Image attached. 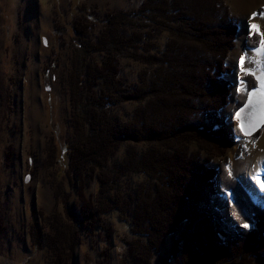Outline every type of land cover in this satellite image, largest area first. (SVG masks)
Returning a JSON list of instances; mask_svg holds the SVG:
<instances>
[{"label":"trees","instance_id":"obj_1","mask_svg":"<svg viewBox=\"0 0 264 264\" xmlns=\"http://www.w3.org/2000/svg\"><path fill=\"white\" fill-rule=\"evenodd\" d=\"M209 3L205 0H143L135 11L113 9L114 12L105 14L103 19L95 11L77 8L80 12H76L71 19L72 34L76 37L73 39L75 65L70 70L68 82L72 135L65 140L67 163H64L65 170L61 176L68 181L70 191H64L62 180L57 179V174L51 173L50 184L62 204L63 215L59 213L53 217L47 231L37 230L36 225L30 230L31 239L40 238L32 243L34 246L40 248L43 243L47 246L51 264H73L72 255L81 233L80 228L106 230L110 226H107L103 216L113 217L114 213H119L124 221L132 218L129 228L132 238L126 241V245L134 256L133 261L124 260L123 264H152V256L160 253L161 245L168 237H171L170 250L161 257L162 260L153 264H264V208L254 205L239 189L237 181L230 184L225 175L220 182L224 189L229 190L230 207L239 225L233 227L220 221V212L215 210V205L219 203L221 208L224 203L219 196L214 195L216 180L204 168L201 171L199 166L193 167L185 155L190 145L194 149L196 146L201 149V138L214 142L212 138L215 137L205 131L206 125L211 124L210 118L215 120L212 130L220 129L224 120L218 118L217 123L214 118L216 109L221 108L220 102L206 105L204 113L192 111V107L197 106L189 107L183 103L185 98L192 95L196 105L199 103L196 98L198 95L203 100L212 94L217 96L216 92L221 86L218 81L222 80L221 76L227 69L222 71L221 54L215 59L209 58L212 49L208 46L220 48L221 53L222 44L216 38L215 42L211 41L214 44H207L197 34H188L190 44L193 42L203 46L202 50L196 48L191 51L189 47L190 51H187L184 49L185 44L183 47L178 46L184 38L177 36L182 34L180 31L176 34L173 30L177 25L181 29L185 27L183 21L186 13L194 18L192 22L195 24H200L202 19L210 22L201 12L205 7L211 8ZM207 25L205 30L213 26L217 27L216 31L222 30L221 26L213 23ZM231 29L232 26L225 31L228 37ZM163 30L172 35L165 37L164 51L159 54H139V51L146 49L143 48L147 44L144 40L150 42L162 36ZM175 39H178V43ZM132 46L134 52L128 50H132ZM223 46L228 45L224 43ZM175 51L178 53L174 54ZM186 54L191 57L186 58ZM126 56H132L152 69L140 72L132 87H125L120 77V61ZM88 57L92 58L90 64L84 63ZM181 57H185V60ZM252 83L250 79V87ZM226 85L229 86V83ZM129 100L143 101V108H135L136 115L130 114L123 123V120L113 116V110L118 109L119 103ZM180 118L186 127L177 132L175 130ZM129 135L144 144L152 146L156 143L160 151L151 153L150 147L144 152L146 159L153 155L157 160L140 162L139 167H136L137 162L129 167L119 166L110 176L109 171H103V161L110 160L114 156L116 142L131 138ZM210 145H215V155L223 153V145ZM128 151L125 158L129 155ZM203 151L208 150L204 148ZM177 154L182 160L180 165H171L169 158L176 160ZM9 157L10 150L6 148V162ZM56 158L57 154L54 153L50 163H55ZM98 168H101L100 173ZM162 171H166L162 175L164 182L161 177L158 178V173ZM127 172L145 173L148 182L155 183L147 185L148 190L137 185L131 197L135 203L133 209L124 202L119 186L120 178H128ZM91 181L95 189L94 198L85 193ZM70 194H75L77 199L72 205L67 204ZM111 194L113 199L109 198ZM139 195L143 198L147 195V201L151 200L153 205H147L145 200L140 201ZM194 196L195 201L190 205L193 208L187 210L184 208L185 198L190 200ZM169 206L170 211L167 210ZM243 223H250L251 228H242L240 225ZM177 251L180 254L178 258Z\"/></svg>","mask_w":264,"mask_h":264},{"label":"rangeland","instance_id":"obj_2","mask_svg":"<svg viewBox=\"0 0 264 264\" xmlns=\"http://www.w3.org/2000/svg\"><path fill=\"white\" fill-rule=\"evenodd\" d=\"M142 1L0 0V264H51L47 246L45 243L40 248L34 246L32 243L40 238L38 236L35 240L31 239L30 230L36 225L37 230L47 231L48 224L52 223L53 217L63 213L62 204L50 184L51 173L57 174V179L62 180L64 191H70L68 181L61 176L62 171L65 170L64 163H67L65 140L72 135L69 125L71 111L68 82L70 70L75 65L73 39L76 37L72 34L71 19L75 17L76 12H80L77 9L79 7L85 11H95L103 19L105 14L114 12L113 9L126 8L135 11ZM205 1L207 3L210 1L211 8L205 7L201 9V12H204V17L210 22L202 19L200 24H195L192 22L194 18L186 13L183 30L179 25L173 30L175 33L180 31L179 33L183 36L186 35V37L182 35L177 37L184 38H181L178 46L183 47L185 44L184 49L187 51L189 47L191 51L196 48L202 50L203 46L193 42L190 44L187 39L188 34H197L207 44H214L215 38L222 44L221 53L220 48L215 49L208 46L212 49L209 52V58L215 59L221 54L222 71L227 69V72H223L221 76L222 80L218 81L221 85L218 92H216V87L214 89L217 96L212 94L203 100L198 95L196 98L199 99V103L196 105L195 97L192 95L190 98H185L183 103L188 104L189 107L197 106L192 107V111L204 113L206 105L220 102L221 108L216 109L214 118L217 123L218 118L224 119L221 128L212 130L215 120L210 118L211 124L206 125L205 131L212 134L215 137L212 138L213 143L223 145L224 150L221 155H215V145H210L213 143L201 138L200 144L203 143L201 145L204 147L201 146L199 149L196 146L194 149L188 144L190 148L185 150V155L192 162L193 167L199 166L201 171L204 168L206 172H211L217 183L214 187V195L219 196L218 198L224 203L221 208L219 203L218 206L215 205V210L220 212V221L236 227L239 223L230 207L229 190L224 189L220 182L225 175L228 183L233 184L237 181L242 193L249 197L254 205L264 208L263 192L258 188L251 196L247 176H238V168H241L243 164L246 165L248 157H252L255 152H264L262 148L257 149L259 141L264 136V126L256 128L250 137H244L239 134L236 127L237 121L232 119L235 112L247 100L245 93L235 91L239 80L246 81L249 90L256 84L253 77L245 76L240 72L239 58L246 53L249 61L258 59L251 51V48L257 44V38L248 37L247 26L250 23H256L264 29V17L260 15L264 13V0ZM253 13L257 15L253 17ZM207 23L221 26L222 30L216 31L217 27L214 26L210 30H205ZM230 26H232L231 35L228 37L225 31H228ZM161 35L150 41L152 47L148 40H144L147 44L143 48L147 50H137L139 54H159L164 51L165 37L172 35L165 30ZM175 40L178 43V39ZM224 43L228 46H223ZM132 47V50L131 48L128 50L134 52V46ZM175 53L178 52L175 51ZM187 57L191 56L186 54ZM181 58L185 60V57ZM91 60L92 58H85L84 63L90 64ZM146 61L150 62V60ZM169 61L172 62L171 59ZM120 63V77L125 87H132L140 72L151 69L139 60H134L132 56L122 58ZM245 67L258 68V65L249 63ZM250 79L253 80L251 87ZM203 82L208 84L204 80ZM226 83H229V86ZM143 104L141 100L121 102L118 104V109L113 110V116H116L118 120H123L124 123L126 119H129L127 117L130 114H135V108L140 107L142 110ZM185 127L186 123L180 118L175 131L181 132ZM136 141L138 140L132 139L131 136V138H122L120 142H116L113 147L114 156L108 161L106 159L103 161L105 165L103 171H109V175L112 176L113 171L119 166L129 167L137 162L136 167H139L140 162L143 163L155 157L151 155L146 159L144 151L149 150L150 147L151 153L160 151L156 143L151 146V144ZM6 148L10 150L8 162H6ZM204 148L208 151H203ZM164 149L167 148L161 150ZM127 150H129V155L125 158ZM54 153L57 154V158L55 163L51 164L50 157ZM169 159L171 165H177L182 161L179 154H177L178 160L173 157ZM154 160H157V157ZM225 169L232 171L231 178ZM98 172H101V168H98ZM165 172L158 173V178L161 177L162 182L165 180L162 176ZM260 178L264 181V168L260 169ZM92 181L87 185L85 193L86 196L91 194V198H94L95 189ZM138 184L148 190L147 185L155 183L148 182L145 173H128L126 180L120 178L119 186L123 192L124 202L128 203L131 209L135 204L131 197ZM146 197L147 195L144 198L139 195L140 201L145 200L147 205H153V202L147 201ZM195 197H190V200L185 198L184 208L192 209L193 206L190 207V205L195 201ZM109 198L113 199L114 196L111 194ZM152 199L155 198L152 197ZM75 201H77L75 194H70L67 204L72 205ZM121 218L119 213H114L113 217L104 215L103 219L107 221V226H110L106 230L99 231L96 228L90 230L81 227L78 243L72 255L73 264H123L124 260L133 261L134 254L127 250L126 245V241L132 238L129 233L132 218H126V221ZM42 239L43 237L41 241ZM170 241L171 237L166 238L161 245L160 253H154L150 260L152 264L167 255L170 250ZM176 257H180L178 251Z\"/></svg>","mask_w":264,"mask_h":264},{"label":"snow or ice","instance_id":"obj_3","mask_svg":"<svg viewBox=\"0 0 264 264\" xmlns=\"http://www.w3.org/2000/svg\"><path fill=\"white\" fill-rule=\"evenodd\" d=\"M256 15V13L252 14L253 17ZM260 15L264 17V13ZM247 34L249 38H257V44L251 48V51L258 59L249 61L247 54H242L239 58V69L243 75L253 77L256 84L249 90L246 81L239 80L235 86V91L236 93H245L247 100L244 106L239 108L232 117V119L237 121V129L244 137H250L256 128L264 126V29L256 23H250L247 26ZM249 63L258 65V68H246L245 65ZM226 170L231 178L233 175L232 171L230 169ZM251 179L259 187V190L264 192V181L260 178L259 169L251 176ZM240 226L244 229L251 228L250 223H243Z\"/></svg>","mask_w":264,"mask_h":264},{"label":"bare ground","instance_id":"obj_4","mask_svg":"<svg viewBox=\"0 0 264 264\" xmlns=\"http://www.w3.org/2000/svg\"><path fill=\"white\" fill-rule=\"evenodd\" d=\"M258 145L259 146H258L257 149H260V148L264 149V136L259 141ZM243 165H242L241 168H238V176H243V175L247 176V178L249 180V185H250L249 186L250 195L253 196L255 194V190H257L259 187L255 185L254 181H252L251 176L255 173V171L257 169H259V170L261 169L262 170L264 168V152L263 153H261V152L260 153H256L255 152L252 157H248L246 159V165H244V166Z\"/></svg>","mask_w":264,"mask_h":264},{"label":"water","instance_id":"obj_5","mask_svg":"<svg viewBox=\"0 0 264 264\" xmlns=\"http://www.w3.org/2000/svg\"><path fill=\"white\" fill-rule=\"evenodd\" d=\"M243 106H244V105H242L241 107H243ZM241 107H240V108H241Z\"/></svg>","mask_w":264,"mask_h":264}]
</instances>
